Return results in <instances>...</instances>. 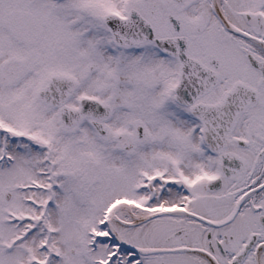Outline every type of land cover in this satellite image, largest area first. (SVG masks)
I'll use <instances>...</instances> for the list:
<instances>
[{
	"label": "snow or ice",
	"instance_id": "obj_1",
	"mask_svg": "<svg viewBox=\"0 0 264 264\" xmlns=\"http://www.w3.org/2000/svg\"><path fill=\"white\" fill-rule=\"evenodd\" d=\"M0 264H264V0H0Z\"/></svg>",
	"mask_w": 264,
	"mask_h": 264
}]
</instances>
